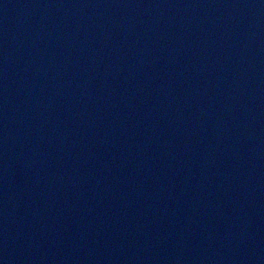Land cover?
Masks as SVG:
<instances>
[{
  "label": "water",
  "instance_id": "95a60500",
  "mask_svg": "<svg viewBox=\"0 0 264 264\" xmlns=\"http://www.w3.org/2000/svg\"><path fill=\"white\" fill-rule=\"evenodd\" d=\"M0 264H264V0H0Z\"/></svg>",
  "mask_w": 264,
  "mask_h": 264
}]
</instances>
